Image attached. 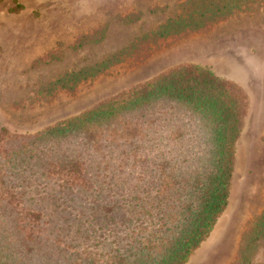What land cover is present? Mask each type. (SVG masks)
<instances>
[{
	"label": "trees",
	"instance_id": "16d2710c",
	"mask_svg": "<svg viewBox=\"0 0 264 264\" xmlns=\"http://www.w3.org/2000/svg\"><path fill=\"white\" fill-rule=\"evenodd\" d=\"M257 1L183 0L155 35L206 33ZM249 104L184 62L33 133L0 126V264H188L228 207ZM263 236L264 210L244 244Z\"/></svg>",
	"mask_w": 264,
	"mask_h": 264
},
{
	"label": "rangeland",
	"instance_id": "374dc122",
	"mask_svg": "<svg viewBox=\"0 0 264 264\" xmlns=\"http://www.w3.org/2000/svg\"><path fill=\"white\" fill-rule=\"evenodd\" d=\"M181 1L1 3L0 126L33 133L174 65L209 68L241 86L250 104L228 207L189 264H243V258L245 264H264V236L254 245L244 244L264 210V0L206 33L156 36ZM126 16L132 21L126 22ZM97 29L103 32L101 40L72 47L77 37ZM97 67L102 68L91 72ZM78 72L84 73L80 80L73 76Z\"/></svg>",
	"mask_w": 264,
	"mask_h": 264
},
{
	"label": "crops",
	"instance_id": "0c3cea01",
	"mask_svg": "<svg viewBox=\"0 0 264 264\" xmlns=\"http://www.w3.org/2000/svg\"><path fill=\"white\" fill-rule=\"evenodd\" d=\"M215 226H216V225H215ZM214 228H215V227H214ZM213 230H214V229H213ZM212 232H213V231H212ZM212 232H211V234H212ZM211 234H210V235H211ZM210 235H209V237H210ZM209 237H208V239H209ZM208 239H207L205 242H203V243L201 244L200 248L195 252V254L193 255V257L191 258L190 262L192 261L193 258L196 257V255H198L199 251L202 249V247L205 245V243L208 241ZM190 262H189V263H190ZM189 263H188V264H189Z\"/></svg>",
	"mask_w": 264,
	"mask_h": 264
}]
</instances>
